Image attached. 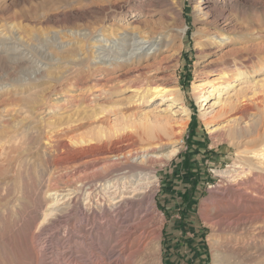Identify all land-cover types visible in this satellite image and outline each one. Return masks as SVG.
I'll list each match as a JSON object with an SVG mask.
<instances>
[{"label":"rangeland","instance_id":"374dc122","mask_svg":"<svg viewBox=\"0 0 264 264\" xmlns=\"http://www.w3.org/2000/svg\"><path fill=\"white\" fill-rule=\"evenodd\" d=\"M244 1L238 0L237 6L233 3L229 10L234 25L232 31L229 30L232 42L227 46L230 49H220L207 40L205 25L198 20L194 10L196 0H154L148 5L150 7L147 6L149 0H0V30L8 34L12 29L18 32L26 42V53L31 55H71L79 50L85 54L90 33L99 35L106 33L107 29H114V35H117L135 17L140 19V30H167L174 38L172 50L151 58L146 62L148 66H143L144 63L140 66L141 70L147 71L150 79L163 75L166 86L177 90L178 94L176 101L153 98L135 116V124L147 123L146 127L163 140L156 151V162L152 165L156 180L153 187L154 206L150 218L141 226L147 236L146 233L139 234V237L136 235L129 241V248L126 247L117 256L120 246L116 236L104 232L101 246L96 236L88 238L85 244L77 245L69 235L70 221L69 227L65 226L66 231L59 228L60 223H55L39 234V258L35 260L28 244L30 230L25 226L27 222L24 223L17 214L0 215V264H142L144 261V264H155L152 258L155 240L159 243L160 264H264V238L250 240L245 237L247 231L241 229L240 222L232 220L228 223L224 218L244 213L249 217L264 216V207L256 208L244 202L220 198L226 193L235 168L240 167L237 156L241 148L230 144L228 139L219 140L210 132L214 126H231L241 144L249 146L255 144V138L260 139L264 135V4L253 6ZM88 67L84 62L65 72L57 82L48 84L37 99L41 109L49 113L50 108L56 109L60 104L57 110L64 112L60 117L79 118L91 104L113 102L115 95H109L107 89L117 88L114 85H121L122 80L103 85L95 80L101 75L89 73ZM235 67H240V72L251 73L239 76L235 81L237 85L229 93L220 90L209 96V91L215 86L221 88L224 85L221 81L216 83L211 80L219 76L222 69L232 71ZM255 68L257 72L252 71ZM200 82L205 83L201 92L203 97L195 94ZM78 87L82 89V96L62 93ZM53 91L56 93L51 94ZM219 93L220 102L216 99ZM242 93L247 95L249 110L238 111L227 104L224 107L226 112L220 109L221 101L223 103L229 96L230 100H235ZM124 94L129 93L126 91ZM63 95L68 98L54 100ZM23 103L20 94L13 91L0 98V108L4 106L11 114ZM180 106L186 107L188 113ZM116 115L111 114V118ZM21 116L18 112L12 120ZM46 117L56 118L53 115ZM155 119L170 124L184 122L180 143L174 147L168 143L169 136L164 131L169 124L158 123ZM238 124L241 128L236 129ZM223 131L224 128L220 130ZM172 148H176V152L164 157ZM260 148L255 146L247 154L248 157ZM29 196L30 188H25L21 201L24 211L31 209ZM25 218L28 220V213ZM57 229H60L58 233L53 232ZM138 238L148 247L140 256L134 251ZM223 238L249 242H246L244 252L231 256L225 255L226 251L221 247Z\"/></svg>","mask_w":264,"mask_h":264},{"label":"bare ground","instance_id":"6f19581e","mask_svg":"<svg viewBox=\"0 0 264 264\" xmlns=\"http://www.w3.org/2000/svg\"><path fill=\"white\" fill-rule=\"evenodd\" d=\"M237 1L196 0L195 13L198 20L205 25L207 40L215 47L228 48L232 42L229 30L234 25L229 17V10L234 4L237 6ZM153 2L154 0H149L147 6ZM244 2L253 6L264 4V0ZM138 19L135 17L129 20V25L124 26V30L121 29L117 35H114V29H107L106 33L99 35L90 33V40L85 44V54L80 50L71 55L27 54L24 47L26 42L18 32L12 29L8 34L0 30V98L13 91L24 99V103L20 108L12 110V114L4 106L0 108V215L5 217L17 214L24 223L27 222L25 226L30 230L28 244L35 260L39 258V234L55 223H60L59 228H65L66 231L65 226L67 224L69 227L70 221L69 235L77 245L85 244L88 238L96 236L98 245L101 246L104 232L116 236L120 246L117 256L123 253L130 245L129 241L136 235L139 237L146 233L147 236L141 226L150 218L154 206L153 187L156 180L152 165L156 162V151L162 146L163 140L158 139L159 135L146 127L147 123H140L139 126L135 124V116L153 98L176 101L178 94L177 90L166 86L163 75L150 79L147 71L141 70L140 66L143 63V66H148L149 63L146 62L151 58L172 50L173 35L170 36L167 30H140ZM84 62L89 66V73L101 75L95 80L103 85L113 80H122L121 85H114L117 88L107 89L109 95H115L113 102L91 104L79 118L60 117L64 113L57 110L60 104L56 109L50 108L49 113L41 109L37 99L48 84L57 82L65 72ZM240 70V67H235L232 71L222 69L219 76L211 81H221L224 85L218 88L216 83L213 84L215 88L209 91V96L220 90L225 93L234 90L238 77L243 73H251ZM252 71L257 72V69ZM204 85L203 82L197 84V96L203 97L201 92ZM81 90L78 87L62 93L82 96ZM126 91L129 94L125 95ZM54 93L56 91L51 94ZM246 96L242 93L235 100H230L229 96L227 103L224 99L223 103L221 101L220 109L226 112L224 107L227 104L229 108L247 111L250 108ZM219 97L220 93L216 98L220 102ZM60 98L66 100L68 97L63 95L54 100L58 101ZM180 108L188 113L186 107ZM18 112L22 116L12 120ZM111 114L117 115L111 118ZM50 115L56 118L46 117ZM157 122L169 124V128L164 131L169 136L168 143H172L173 147L180 143L184 122L175 121L170 124L160 119ZM222 128L224 131L220 132ZM232 128L221 125L210 129L219 140L228 139L230 144L241 148L237 156L240 161V167L237 168L240 169L235 168L237 171L234 170L228 189L220 198L235 200L237 203L244 202L256 208L264 207V135L260 139L255 138V144L249 146L241 144ZM235 128L241 126L238 124ZM255 146L261 148L248 157L247 154ZM175 152L176 148H172L164 157L167 158ZM25 188H30L31 191V196L28 197L31 209L27 211H24L25 207L21 204ZM26 213L28 220L25 218ZM224 218L228 223L232 220L240 222L241 229L247 231L245 237L250 240L264 238V216L249 217L244 213L237 217L228 215ZM138 240L134 251L140 256L148 247L146 242L143 245L142 240ZM234 241L232 238H223L221 247L225 249V255L239 254L247 248V241H237L236 238ZM153 248V261L160 264L158 241H154ZM141 263L144 264L145 261Z\"/></svg>","mask_w":264,"mask_h":264}]
</instances>
